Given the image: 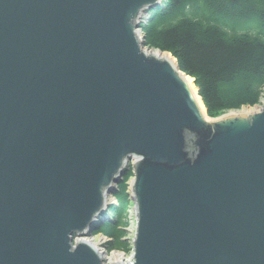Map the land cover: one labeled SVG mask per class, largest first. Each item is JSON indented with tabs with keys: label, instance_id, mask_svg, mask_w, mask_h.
<instances>
[{
	"label": "water",
	"instance_id": "obj_1",
	"mask_svg": "<svg viewBox=\"0 0 264 264\" xmlns=\"http://www.w3.org/2000/svg\"><path fill=\"white\" fill-rule=\"evenodd\" d=\"M164 1L0 0V264H106L75 237L131 160L133 261L112 264H264V106L203 112L144 49Z\"/></svg>",
	"mask_w": 264,
	"mask_h": 264
},
{
	"label": "trees",
	"instance_id": "obj_2",
	"mask_svg": "<svg viewBox=\"0 0 264 264\" xmlns=\"http://www.w3.org/2000/svg\"><path fill=\"white\" fill-rule=\"evenodd\" d=\"M146 46L171 53L195 79L208 115L220 116L261 102L264 89V0H165L143 27ZM128 169L125 177L131 175ZM117 203L94 233L125 241L131 199L123 182Z\"/></svg>",
	"mask_w": 264,
	"mask_h": 264
},
{
	"label": "rangeland",
	"instance_id": "obj_3",
	"mask_svg": "<svg viewBox=\"0 0 264 264\" xmlns=\"http://www.w3.org/2000/svg\"><path fill=\"white\" fill-rule=\"evenodd\" d=\"M140 31L144 35V29L141 28ZM144 47L145 48H150L149 46H146V45ZM150 49H154V48H150ZM169 54H171V53H169ZM195 86H196V83H195ZM263 104H264V89H263V93H262L261 102L259 104L254 105V106H250V105L243 106L241 109L230 110V111H228L226 113H229V112H232V111H244V110H250V109L251 110H256V109L259 108V106L261 107ZM226 113H224V114H226ZM132 163L129 166V169L132 171L131 175L125 177V179H124V176H123L121 182L117 184V190H116V192L119 190V185L123 182V184L125 186V191L128 193V196L131 199V202H130L129 208H128L127 226L125 228L127 234L124 237L125 238V241H127L126 245H127L128 248H127L126 251L116 250L117 252H120L121 253V261H123V262H128V261H132L133 260V258H132V255L134 253L133 252V247H134L133 240H134L135 234H136V210L134 208V201L132 200V196H131V194H132V182H133V179H134ZM109 198H110V200L113 203H117V198H116V194L115 193L110 194L109 195ZM110 217H111L110 218V220H111L113 217L112 216H110ZM87 238L91 239L92 242L99 249L103 250L104 251V254L107 255V256H109V254L112 252V250H115V249H112L111 250V248L109 246V243L111 242L112 239L110 237L106 236L105 234H103L102 232L101 233L100 232L94 233L93 235H88ZM106 263H108L107 260H106Z\"/></svg>",
	"mask_w": 264,
	"mask_h": 264
},
{
	"label": "bare ground",
	"instance_id": "obj_4",
	"mask_svg": "<svg viewBox=\"0 0 264 264\" xmlns=\"http://www.w3.org/2000/svg\"><path fill=\"white\" fill-rule=\"evenodd\" d=\"M144 49L149 54H154V55H156V56H158L159 58H162V59H168L175 66L177 65L176 59L171 54H169V53L161 52L159 50L150 49V48H144ZM185 79L188 81L190 87L192 88V90H193V92L195 94V97L197 99V102L199 103L201 109L203 110V112H206L205 105H204V103L202 101L201 96L199 95L197 86H195L194 79L192 77H190V76H185ZM251 111L252 110L250 109V110H244V111H240V112L249 113ZM76 239L77 240H83V239H85V240H88V241L91 242V239H89V238L78 237ZM104 257L110 263L121 261V253L120 252H117L116 250H112V252L109 254V256H107V255L104 254Z\"/></svg>",
	"mask_w": 264,
	"mask_h": 264
}]
</instances>
